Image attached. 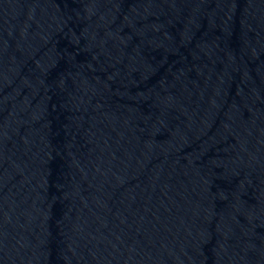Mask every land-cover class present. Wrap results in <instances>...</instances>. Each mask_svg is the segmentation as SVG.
<instances>
[{"label":"water","instance_id":"95a60500","mask_svg":"<svg viewBox=\"0 0 264 264\" xmlns=\"http://www.w3.org/2000/svg\"><path fill=\"white\" fill-rule=\"evenodd\" d=\"M0 264H264V0H0Z\"/></svg>","mask_w":264,"mask_h":264}]
</instances>
